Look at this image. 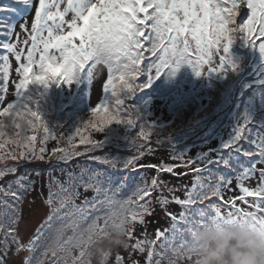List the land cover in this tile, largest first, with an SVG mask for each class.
<instances>
[{"label": "snow or ice", "instance_id": "obj_1", "mask_svg": "<svg viewBox=\"0 0 264 264\" xmlns=\"http://www.w3.org/2000/svg\"><path fill=\"white\" fill-rule=\"evenodd\" d=\"M20 2L28 3V0ZM31 2L33 8V0ZM69 14L70 19H66ZM238 14L240 20H237ZM14 36L16 42H12ZM0 37L4 38L0 39V49L5 53L0 55V85L5 94L11 86L15 96L13 102L7 103L0 110V117L7 118L0 120V136L5 134L6 128L20 129L21 125L16 118L23 116L28 119L29 128L35 130L38 123L43 127L45 135L39 141L43 145L47 139L56 137L51 135L52 130L36 108L34 110L31 107L33 104L26 96L30 86L39 85L45 89L53 83L57 86H71L82 77H99L102 68L106 69L104 99L90 112L94 116L101 112L104 115L99 125L90 122V126L100 133L113 124L131 129L134 121L122 120L118 109L125 105V101L131 100L137 90L149 87L161 75H175L181 66L187 65L196 76H201V69L206 63L211 64L212 56H218L219 62L215 67H209L207 74L235 72L237 66L228 56L235 39H240L264 58V0H38L30 30L28 23H25L19 26V31L5 30ZM10 56L14 58L18 77L11 85ZM142 61L147 62L145 70L150 72L155 69V75L149 74L146 83L135 85L133 82L141 71ZM115 80H119L122 85L119 94L114 87ZM251 87L264 88V72L260 73L257 82ZM113 108L116 110L110 111ZM132 108L135 110L133 115L140 121L139 135L144 139L152 134L159 135L153 125L146 123L139 112ZM145 128L149 131L146 132ZM79 132L80 128L77 127L76 133ZM12 135L16 138L9 142L16 145L19 151L7 153L6 158L19 160L35 155L36 136L21 137L20 132ZM80 143L87 146V152H92L100 149L103 142L82 136ZM132 143L142 155L146 145L136 144L134 140ZM3 147L4 144H0V148ZM39 151L44 153V147L41 146ZM53 154L55 159L64 161L80 155L72 136L67 138V146H58ZM236 155L243 157L244 162L235 163ZM138 158L133 156L123 164V168L126 171H138ZM4 159L0 157V162ZM92 159L100 160L98 156ZM197 159L204 166L194 168L196 175L192 187L185 189L183 199L175 196L172 198L183 209L179 217L168 213L173 221L169 230L173 234L172 238L160 230L155 234L158 239L163 237L159 249L163 251L168 264H179L182 251L188 247V240H183L179 247L172 245L179 223L187 226L188 234L209 221L231 223L243 219L246 222L248 217L253 218L254 224L264 227V128L253 130L251 119L245 115L218 152L209 149L198 154ZM102 163L110 167H121L108 159L102 160ZM188 163L193 162L189 160ZM156 170L171 172L172 168L161 166ZM14 171L13 166L5 165L0 168V179ZM228 173L236 175L239 195L224 201L223 189L231 184ZM257 173L259 179L255 187L245 186L243 181L253 178ZM74 179L69 178L70 182ZM16 183L17 188H24L22 182ZM103 184L98 173L90 175L87 186L96 191L97 197L102 193L103 199L94 197L92 201L86 200L82 206L72 204L68 207L72 197L61 198L59 206L51 208L48 219L27 241L21 236L19 228L21 217L18 205L23 199V193L18 194L9 185L3 195L12 197L11 202L0 201L5 208V211L0 212V264H9L10 260L13 264H44L42 259L35 256L41 246L44 247L43 256L50 253L54 257L52 264H86L88 243L96 236H103L110 227L118 226L114 224L117 216L123 218L124 242L110 253L108 262L114 251L124 249L129 252V259L132 252H139L146 254V264H161L162 253L154 247L157 241L149 240L146 235L143 239L134 238V227L137 223L143 224L144 218L151 214L152 193H161L156 202L163 207L170 202L163 196V191L172 193L175 189L169 188L158 177H153L150 182L138 183L127 200H119L117 195L124 183H118L115 187L108 184L107 188ZM211 197L221 200L230 210L225 214L222 205L210 203V215L203 209L193 211V206L204 204ZM248 197L254 199L249 202ZM237 201L246 203L247 207H237ZM51 203L49 199L48 204ZM61 209L66 211L63 216H58ZM190 211L192 218L188 215ZM101 212L103 215L98 214ZM93 213L97 215L93 216ZM53 218L68 219L69 222L57 230L51 243H47L43 233ZM98 221H103V224ZM84 223L87 226L80 231ZM68 228L72 229L73 235L64 238V231ZM21 253L28 255L22 258ZM121 261L117 253L116 264H121ZM132 264H136V261H132Z\"/></svg>", "mask_w": 264, "mask_h": 264}, {"label": "trees", "instance_id": "obj_2", "mask_svg": "<svg viewBox=\"0 0 264 264\" xmlns=\"http://www.w3.org/2000/svg\"><path fill=\"white\" fill-rule=\"evenodd\" d=\"M32 6L31 0H28V3H21L20 0H0V35L3 34L5 30L12 29L13 24L23 15L27 14ZM246 18V17H245ZM237 20H240L239 14L237 15ZM0 39H4L0 37ZM78 43V41H77ZM2 49H0V55H4ZM59 55V54H58ZM228 56L231 59V62L237 66L235 72L227 71L223 75L209 73V67H215L218 65L219 57L212 56L211 62L216 63L217 65L209 66L205 72V81L196 86L194 83L195 74L191 68L187 65L181 66L174 76L173 80L165 85L161 81H153L151 85L142 91L137 90L133 95V100L137 97L140 101H143V106L146 108H151L152 105L161 104L163 100L166 102V110L170 109L174 111L173 121L176 117L182 118H192L195 119L197 116L206 117V119L199 123L197 120L194 123H188V131L175 140H172V145H179L184 140L191 138L197 134L204 126L210 121L216 114L221 113L229 104L230 96L232 98V106L229 110L220 118L216 119L204 132V134L198 136V139L193 140L189 143H186L183 147H156L149 146V149L143 151V154L139 153L136 156H139L136 161V167H149L147 171L144 169L136 171L135 174L128 175L129 177H134L139 175L138 183L143 181H151L153 177H158L159 180L167 184L169 188L175 189L174 192L169 193L167 190L163 191V196L166 197L170 202L161 206L156 202L157 196L161 195L160 192L152 193L150 199L151 203V214L147 215L144 218V223H137L134 227V238L143 239L146 235L149 240H156L157 243L154 247L159 249V244L163 241V237L157 238L156 232L158 230L164 232L169 238H172L173 234L169 231L172 228L173 221L168 213L176 215L179 217V213L183 210L179 205L175 204L172 201L173 196L176 198L183 199L185 189H190L192 187L193 181L195 179L194 168L196 166L202 167L203 164L200 163V160L197 159V155L201 152H207L209 149L213 151H219L224 143H226L232 136L233 130L236 127L237 123L240 122L245 115L250 119L252 115L258 111L260 114L264 115V88H253L255 82H257V77L261 72H264V58L261 57L260 53L248 46H246L240 39H235L229 48ZM245 60V69L242 68V61ZM10 62V61H9ZM146 61H142L140 68L141 71L137 74L136 80L133 82L135 85L143 84L147 82L148 72L145 70ZM38 71V69H34ZM239 75L240 78L236 81L235 76ZM10 78V71H9ZM235 79V80H234ZM18 80V77L13 80V83ZM107 80V78H106ZM2 81V77H0ZM10 81V80H9ZM118 86H122L119 80H115L114 87L117 90ZM112 86H110L111 89ZM245 87V89H244ZM14 91V90H13ZM11 92V96L7 102L3 103L5 98V93L2 91V85H0V110L3 107L7 106V103H11L15 100V96ZM180 92V93H179ZM89 78L82 77L76 83H73L71 86H65L63 84L57 86L56 84H51L47 89L39 86L32 85L27 90L26 96L30 102H32V108L40 113L43 121L50 127L51 135H54L56 138H49L43 145H40L39 141L44 137V129L38 123L35 130L28 127V119L20 116L17 117L21 127L20 129L6 128L5 134L0 136V144H4L3 148H0V157H5V159L0 162V168H3L5 165L13 166L15 171L9 174H16L18 168L25 166L27 163H49L48 167H34V166H25L23 170L14 177L11 176L3 182L0 183V201L7 200L11 202L12 197H5L3 192L9 188V185H12V190L19 191L17 188V181L23 183L24 188L19 189L23 193V198L30 194L32 191L36 190L39 193L43 194L45 189V182L49 181L50 177H56L60 181L63 179L68 172H74L79 167L83 166L81 162L88 161L92 162V166L87 165L88 168L93 169L96 165L95 163H100L104 159L110 158L111 160H116V158H129L125 155H109L105 154L101 156L98 161H94L92 157H85V159L69 162V160H58L54 158L53 150L58 146L64 147L67 146V138L69 136L73 137V143L77 145L76 142H80L78 138L86 136H102L108 137L113 136L117 130L110 128L106 129L103 133L96 132L90 126V123L83 121L80 123L82 117L88 116L91 114V110L95 106L89 105ZM103 95L100 98L99 103L104 99ZM132 104V103H131ZM153 112L156 110L154 108ZM104 114L101 112L95 119H100V116ZM145 114V113H144ZM203 115V116H202ZM143 116V115H142ZM145 116H149L145 114ZM153 120L155 117H152ZM6 117H0V120H6ZM34 119V118H33ZM264 125V121H262ZM11 124V121H9ZM85 125H89L85 127ZM96 125H99L98 123ZM140 127V125H136ZM80 128L79 134L76 133V128ZM264 128V126L262 127ZM83 131V132H82ZM137 130L130 135H136ZM202 131V130H201ZM15 132H20L21 137L27 136H36V152L35 155H29L26 159H8L7 153L16 151L19 149L16 145L10 143L11 139H14ZM117 134V133H116ZM117 136L124 140L126 144L124 146L129 147L131 140H134L136 137H131L130 139H123L120 135ZM116 138H114L115 140ZM179 139V140H178ZM135 141V140H134ZM137 144V142L135 141ZM122 144H118L120 146ZM44 147V153H40V147ZM120 146V147H124ZM134 146V145H133ZM71 150V149H70ZM58 155V153L56 154ZM214 155V154H213ZM42 158H39L41 157ZM89 159H92L90 161ZM109 160V159H108ZM191 160L193 163L189 164L188 161ZM10 163V164H9ZM119 165H123L125 162L117 160ZM104 164V163H102ZM107 167L109 165L104 164ZM161 166L171 167V172L157 171V168ZM259 167V166H258ZM116 168V167H114ZM143 170V171H142ZM145 172L148 173L146 176ZM25 173L26 179L22 178ZM92 173V172H91ZM8 175V174H7ZM20 177H17L19 176ZM89 173L84 175L86 184L88 181ZM206 175V174H204ZM229 178L231 179V184L223 189V200L227 201L229 197H232L236 193L239 195V189L236 187L237 180L234 173H230ZM136 179V178H135ZM258 173L248 180L258 181ZM1 180V179H0ZM248 180L243 181L246 183ZM77 193L75 198L78 200L80 205H83L84 202L89 200V197L92 196L91 189H88L85 185L77 183ZM234 189V192H230ZM236 196V197H237ZM103 198V194L100 195ZM235 198V197H234ZM149 198H146V200ZM254 198L248 197L247 200L251 202ZM22 202V201H21ZM21 202L19 203V213H21ZM217 205H222V212L226 214L230 208L227 205H223L222 201L219 200L216 202ZM202 204H197L193 207H198ZM237 207L246 208L247 204L240 201L236 202ZM5 211L3 204H0V212ZM147 218V220H146ZM189 218H191L189 216ZM49 226L45 228L43 235L47 232ZM187 226L183 223L177 224V230L175 237L179 236L181 233L185 234L186 237H189L188 232L186 231ZM33 236V235H32ZM175 239V238H174ZM47 243H51L53 239H44ZM134 242V241H133ZM44 247L41 246L37 249L35 256L42 259L44 264H52L50 262V253L47 256H43ZM119 254L122 258L121 264H132V261H136V264H146V254L139 252H132L131 259L128 258L125 261V252L116 251L115 254ZM28 254L25 255V257ZM170 255V253H169ZM163 253L160 257L161 263L164 261ZM108 264H116L114 260Z\"/></svg>", "mask_w": 264, "mask_h": 264}, {"label": "rangeland", "instance_id": "obj_3", "mask_svg": "<svg viewBox=\"0 0 264 264\" xmlns=\"http://www.w3.org/2000/svg\"><path fill=\"white\" fill-rule=\"evenodd\" d=\"M64 5H62L61 7L63 8ZM30 14V13H29ZM29 14L22 18L21 17L13 24L12 29H16V31H19V26L21 24H25L28 23V27L30 30V21L27 20L25 21L24 19L27 18L29 16ZM34 17V11L32 12V18ZM71 14H69L66 19H70ZM26 35V33H25ZM12 42H16V38L15 36L12 38ZM59 53H55V55L58 56ZM245 60L244 59L242 61V68L245 69ZM10 64H12V68L10 69V85L13 83V80H15V78H17L16 76V72H15V61L14 58H12L10 56ZM213 65H217L216 63L211 62V64H205L203 66V68L201 69L202 71V75L201 76H194V83L196 84V86H199L200 84H202L205 81V72L208 69L209 66ZM165 70H162V72ZM177 73V72H176ZM175 73V75H176ZM155 75V69H151L150 72H148V75ZM175 75L172 76H168V75H161L158 79H155L154 81H161V83H163V85L171 82L174 78ZM107 78V71H106V76L104 78V82L106 81ZM240 78L239 75L235 76L236 81ZM148 79V77H147ZM234 79V80H235ZM94 81V78H89V94H88V98H89V105L90 106H96L97 104H99L100 99H98V95L95 97H92L91 95V83ZM102 82V83H104ZM101 97L103 95V84L101 85ZM122 86H118V94H119V90L121 89ZM245 89V87H244ZM13 91L12 89H9L8 93L5 94V98L6 100L3 101V103L7 100H9L10 96H11V92ZM180 93V92H179ZM99 97V98H101ZM232 97V96H230ZM231 98H229L230 100ZM133 100V96L131 98V100H127L125 101V105L121 106L118 111L120 112V116L122 120H128V119H132L134 121V126L130 129V128H126L123 125H111L112 129L117 130V134L120 135L121 138L123 139H130L131 137H136L134 138V140L137 142V144H144L146 145L145 150L149 149V145L151 143H155V144H169L172 142V140H175L177 138H180L181 136H183L187 131H188V126H186L188 123H194L197 120L199 121L200 117L197 116L195 119L192 118H182L181 116L176 117L173 121H171V119H173V114L175 112L171 111L170 109L166 110V102L167 100H163L161 102V104H156V105H152L151 108H146V106H143V101H140V99H137V97L135 98V100L132 102ZM5 102V103H6ZM132 103V104H131ZM134 107L139 114L143 117L144 121H146V123L153 125L155 131L157 133H159V135L156 134H152L149 135L147 137V139L142 138L139 133L141 131V127H137L136 125H140V121H138L136 119V117L133 115L134 113V109L132 108ZM154 108L156 111L153 112ZM116 109L113 108L110 111H115ZM149 115V116H145V114ZM104 114H102L103 116ZM98 116V115H96ZM94 115L89 114L88 116L82 117L79 121L80 123L83 121H86L88 123L91 122V124H99L100 123V119H95ZM203 116V115H202ZM152 117H155V119L153 120ZM101 118V116H100ZM206 119V117H202L199 121V123L203 122ZM218 119V118H217ZM211 121V120H210ZM210 121L207 122V124L204 126V128H202L201 130L203 131L200 135L204 134V132L206 131V129L214 122L216 121V119L211 122L210 124H208ZM251 121H252V128L253 130H260L262 129V127L264 126L262 121H264V115L260 114L258 111H256L252 117H251ZM82 125V123H81ZM209 125V126H208ZM206 126H208L206 128ZM110 128V127H109ZM206 128V129H205ZM137 134L136 135H130V133H133L135 130H137ZM146 132L149 131L148 128L144 129ZM200 130V131H201ZM199 131V132H200ZM83 132V131H82ZM198 132V133H199ZM114 134L113 136H108V137H102V136H97V135H92V136H86L89 137L93 140H101L103 143L100 147V149L94 150L92 152H87L86 151V145L85 144H81L80 142H76V150L80 153V155L78 156H74L73 160H70L69 162L72 161H77V160H81L82 158L85 159L84 156L86 157H93V156H98V158H100L101 156L105 155L106 153L109 155H125L128 156L129 158H116V160H112L117 162V160H120L122 162H126L128 160H130L133 156H136L138 154L137 149L135 146H133L132 140L129 143V147L124 146L126 144V142L122 139H120L117 134ZM199 135V136H200ZM114 138H116L114 140ZM80 140V138H78ZM198 139L195 138L194 140ZM179 140V139H178ZM176 141V140H175ZM118 144H122L120 146H124V147H120L118 146ZM171 147H175L176 145H172L170 144ZM182 146H178L176 148H180L183 147ZM115 150H119V151H114ZM107 150V151H106ZM123 151H127L126 153H124ZM97 152H101L98 154H93V153H97ZM78 158V159H77ZM82 159V160H83ZM109 160H111L110 158H108ZM90 161H92V159H89ZM94 161H98V160H94ZM234 162L237 164L243 163V157L236 155L234 157ZM44 163V162H42ZM50 163V162H49ZM83 166L79 167L78 165H76V168L78 169L77 171L75 170L74 172H68L66 174V176L61 179L60 181L58 180V178L56 177H50L47 181L45 182V186L43 187V189H45V191L43 192V194L39 193L38 191L34 190L32 191L30 194L26 195L21 202V213H20V222H19V228H20V234L23 237V239L25 241H27L32 235L35 234V230L37 228L40 227L41 224H43L47 219L48 216L50 214L51 208L54 207H58L59 206V201L61 198L63 197H67V196H71L72 200L71 203L68 205V207H71L72 204H75L77 206H82L79 204L78 200L75 198V194L77 193V183H81L83 185H85L88 189H91V194L92 196L89 197L88 201H92L93 198H97L100 199V196L97 197V193L96 191L92 188L87 186L86 184V180L84 178V175L86 174H94V173H98L101 180L104 181V184L102 185L104 188L108 187V184H113V187L116 186V184L118 183H124V186L121 188L120 192L117 195V199L119 200H127L128 197H130L132 195V193L134 192L135 188H136V183L138 181L139 175L136 174V176L129 177L128 175L130 174H135L137 172H133L131 170L126 171L123 168V165L121 164V167H107L104 164H102V162L100 163H95V167L93 169L85 167L87 165V163H89L88 165L92 166V162H88V161H84L81 162ZM10 164V163H9ZM51 164V163H50ZM50 164L44 163V165H42L41 163H27L25 166H34V167H48L50 166ZM25 166H21L22 168L20 170L17 171V173L12 174V176L14 177L15 175H18ZM136 167H138V165H136ZM203 167V166H202ZM144 169L145 171H147L149 169V167H140L138 170ZM216 171H220V169H215ZM143 171V170H142ZM92 172V173H91ZM146 176L148 175L147 172H145ZM207 175V173H204ZM89 175V176H90ZM228 175H230V173H228ZM6 176V175H5ZM17 177H20L17 176ZM70 177H74L75 179L72 180L70 182L69 178ZM22 178L25 180V173L23 174ZM136 178V179H135ZM3 179V178H2ZM89 180V177H88ZM3 182V180L1 181ZM0 182V183H1ZM257 184V181L255 180H248L246 183H244L245 186L252 188L255 187V185ZM63 189V190H62ZM19 193H21V191L18 189ZM230 192H234V189H232ZM102 194V193H101ZM100 194V195H101ZM238 193H236L235 195H233L232 197H236ZM49 199H51L52 203L51 205L48 204ZM101 199H103L101 197ZM219 199L216 197H211L210 201H205L204 204L198 206V207H193V211L197 210V209H203L207 214H212V209L208 206L210 203H216L218 202ZM66 211V209H61V212L58 214V216H63L64 212ZM99 215H103V213H98ZM97 215V213H93V216ZM188 215L192 218V212L190 211L188 213ZM147 220V218H146ZM69 221L68 219H60V218H53V220L50 222V226L47 230V232L43 235L44 239H53L55 237V234L57 232L58 229H60L63 225L67 224ZM99 224H103V221H98ZM87 226V223H84L81 225L80 227V231H83V229ZM187 233H181L179 236L175 237V239H172V245L175 247H179V244L183 241V240H188L189 237H186ZM73 232L71 228H68L64 231V238H67L69 236H72ZM159 251H161V253H163L162 250L158 249ZM116 251H121V252H125V261L128 260L129 258V252L124 250V249H119ZM113 252L112 257L109 259V262H111L112 260H114L115 262V252ZM27 253H21V257H25ZM49 255V254H48ZM50 256V262L52 260H54V257ZM108 262V263H109ZM116 263V262H115ZM9 264H13V261L10 260ZM161 264H168V261L166 258H164V261Z\"/></svg>", "mask_w": 264, "mask_h": 264}, {"label": "clouds", "instance_id": "obj_4", "mask_svg": "<svg viewBox=\"0 0 264 264\" xmlns=\"http://www.w3.org/2000/svg\"><path fill=\"white\" fill-rule=\"evenodd\" d=\"M122 219L117 216L114 224L118 226L91 239L86 264H108L110 253L124 242ZM179 264H264V227L251 217L246 222L209 221L189 234Z\"/></svg>", "mask_w": 264, "mask_h": 264}, {"label": "water", "instance_id": "obj_5", "mask_svg": "<svg viewBox=\"0 0 264 264\" xmlns=\"http://www.w3.org/2000/svg\"><path fill=\"white\" fill-rule=\"evenodd\" d=\"M35 4H36V1L34 0L33 8L31 9L30 14H32V12L34 11ZM30 14H29V15H30ZM102 69H103V68H102ZM105 76H106V69H103V78H102V80L100 81V85H99V87H98V99H100L99 97H101V88H102L101 85L103 84L102 82H104V78H105ZM92 83H93V82H92ZM92 83H91V89H92ZM9 89H12V87L10 86ZM234 95H235V93H234L233 96L231 97L228 106H227V107H226L221 113L216 114V115L211 119V121H210L208 124H210L211 122H213L215 119L222 117V116H223V115L229 110V108L232 106V98L234 97ZM208 126H209V125H208ZM208 126H206V128H207ZM206 128H205V129H206ZM202 132H203V131H200L199 133L195 134V135L192 136L191 138H188V139L184 140L181 144L176 145L175 147L182 146V145H185L186 143H189V142L193 141V140H194L195 138H197ZM149 146H156V147H167V146H170V147H171L170 144H155V143H151ZM172 147H173V146H172ZM113 150H114V151H119V150H115V149H113ZM144 150H145V148L143 149V151H144ZM106 151H107V150H106ZM123 152L126 153L127 151H123ZM98 153H101V152H97V153H93V154H98ZM84 157H86V156H84ZM77 159H78V158H77ZM71 160H73V159H71ZM41 164L44 165V163H41ZM47 164H49V163H47ZM21 168H22V167H19L18 170H20ZM11 176H12V174H8V175L4 176L3 179L0 180V182H1L2 180H5V179L11 177Z\"/></svg>", "mask_w": 264, "mask_h": 264}, {"label": "bare ground", "instance_id": "obj_6", "mask_svg": "<svg viewBox=\"0 0 264 264\" xmlns=\"http://www.w3.org/2000/svg\"><path fill=\"white\" fill-rule=\"evenodd\" d=\"M31 19H32V14H30L27 18H25L24 20L27 21L29 20L31 22ZM103 78V69L100 73V76L98 77H94V81L92 83V89H91V95L92 97H95L98 95V87L100 85V81L102 80Z\"/></svg>", "mask_w": 264, "mask_h": 264}]
</instances>
